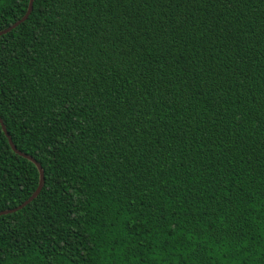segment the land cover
<instances>
[{"label":"trees","instance_id":"obj_1","mask_svg":"<svg viewBox=\"0 0 264 264\" xmlns=\"http://www.w3.org/2000/svg\"><path fill=\"white\" fill-rule=\"evenodd\" d=\"M0 116V264H264V0H34Z\"/></svg>","mask_w":264,"mask_h":264},{"label":"water","instance_id":"obj_2","mask_svg":"<svg viewBox=\"0 0 264 264\" xmlns=\"http://www.w3.org/2000/svg\"><path fill=\"white\" fill-rule=\"evenodd\" d=\"M33 3H34V0H30V5H29V9H28L27 13L20 20L16 21L13 25L7 27L4 30H1L0 31V35L11 31L13 28L17 27L19 24H21L23 21H25L28 18V16L30 15V13H31V11L33 9ZM0 122L2 124L3 130L5 131V133L7 134L8 138H9V141H10V144H11L13 150L16 153H18L19 155H22V156L30 159L31 161H33L37 165V167L39 169V172H40L39 185H38L37 189L34 191V193L25 202H23L21 205L15 207V208H12V209H7V210L0 211V215H3V214H8V213L15 212V211L25 207L26 205H28L30 202H32L39 195V193L41 192V190H42V188L44 186L45 173H44V169H43L42 165L32 155H29V154L19 150L16 147V145L14 144L13 139L10 136V134H9V132L7 130V127H6V125H5V123H4V121H3L1 116H0Z\"/></svg>","mask_w":264,"mask_h":264}]
</instances>
